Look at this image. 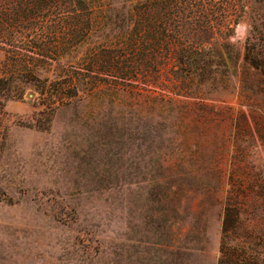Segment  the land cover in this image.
<instances>
[{"label": "rangeland", "instance_id": "obj_1", "mask_svg": "<svg viewBox=\"0 0 264 264\" xmlns=\"http://www.w3.org/2000/svg\"><path fill=\"white\" fill-rule=\"evenodd\" d=\"M49 2V51L0 43V264H264L249 190L243 224L222 232L233 178L264 179V71L245 74L249 39L264 48V0H233L204 44L212 78L183 94L165 50L150 63L135 47L146 0ZM102 54L144 57L151 76L96 73Z\"/></svg>", "mask_w": 264, "mask_h": 264}, {"label": "trees", "instance_id": "obj_2", "mask_svg": "<svg viewBox=\"0 0 264 264\" xmlns=\"http://www.w3.org/2000/svg\"><path fill=\"white\" fill-rule=\"evenodd\" d=\"M48 3L49 0H0V43L8 45L11 51L18 53L24 50L18 45L23 41L29 43L26 51L35 54L49 51L53 45L45 33L53 31L47 26L48 24L45 25L50 15L48 12L52 8ZM234 9L237 8L233 0L220 2L219 0H146V3H142L136 10L140 20L133 30L135 47L139 50L142 48L148 50L150 63L157 58L155 49L165 50L168 59L163 62L165 67L177 66L172 76L167 71V76H171L170 80L174 84L171 89L175 94H183L185 89L192 88L185 82L202 80L205 75L207 79L212 78L214 68L204 44L207 39L223 30ZM254 40L255 38L253 41L249 39L245 54V74L252 78H256L260 71H264V48ZM129 45V41L123 44L125 47ZM113 55L114 58H118L116 54ZM123 55L126 56V53ZM101 56L107 58L89 59L96 73L105 75L116 73V77L123 74L124 76L120 77L126 79L130 78L133 72L151 76L148 74L149 71L146 73L142 70L143 67L149 69L151 66L143 64L144 57L138 60L136 67H132L127 61L122 63L118 61L117 65L113 64V59L107 54ZM30 61L32 62L31 59L23 62L30 63ZM86 78L90 77L86 76L84 79ZM243 118L246 122L241 126L239 124V129L250 132L254 127L247 121L245 114ZM236 168L240 169V177L248 178L246 172L242 173L243 168L239 165ZM244 183V180H238L236 177L232 180L233 189L227 198L222 222V232L225 235L237 232L238 227L243 224L242 206L248 190L249 194L255 197L256 204H264V179L258 177L250 182L251 185L248 184V188ZM255 183L259 187L255 186Z\"/></svg>", "mask_w": 264, "mask_h": 264}]
</instances>
